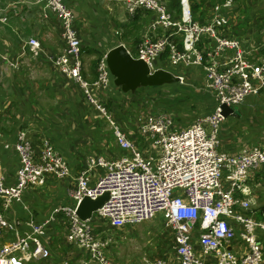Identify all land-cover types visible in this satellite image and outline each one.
<instances>
[{"label":"built area","instance_id":"2783aa9c","mask_svg":"<svg viewBox=\"0 0 264 264\" xmlns=\"http://www.w3.org/2000/svg\"><path fill=\"white\" fill-rule=\"evenodd\" d=\"M35 1L50 9L61 24L64 48L50 60L79 83L89 102L113 125L114 138L125 154L116 160L90 155L76 176L71 193L74 204L53 208L43 221L28 220L24 231L17 220L0 210V264H31L50 258L42 236L59 213L66 214L69 222L67 240L86 253L82 264H113L105 250L107 236L102 239L96 234L92 218L82 220L76 214L83 196L95 199L104 192L108 199L94 214L113 228L151 220L159 212L164 216L171 235L170 255L145 256L140 264H264V247L257 234L258 229L264 231V220L247 212L255 204L247 179L251 169L264 165V146L229 154L221 150L219 135L223 105L234 107L248 95L264 94V58L220 30L229 21L223 12L230 14L234 0L215 4L206 21L193 17L189 0H179L178 16H173L162 0H121L129 15L153 12L136 48V58L148 66L149 73L157 70L154 61L162 56L172 67L201 66V89L214 102L210 113L182 128L173 129V117L166 112L145 114L138 125L145 148L115 126L92 94V88L110 83L106 59L99 61L94 81L83 78L81 40L66 0ZM26 45L34 57L40 54L38 40L30 38ZM174 76L176 83L186 84L183 73ZM4 146L10 148L11 144ZM12 146L19 167L14 183L7 184L0 174V201L5 210L13 201H21L27 188L43 185L46 175L62 178L70 172L65 159L46 139L38 157L25 131L17 133ZM96 168L105 171L90 184ZM8 234L12 235L4 241Z\"/></svg>","mask_w":264,"mask_h":264},{"label":"crops","instance_id":"0c3cea01","mask_svg":"<svg viewBox=\"0 0 264 264\" xmlns=\"http://www.w3.org/2000/svg\"><path fill=\"white\" fill-rule=\"evenodd\" d=\"M176 1V5L172 6L171 0H162L173 16L180 14V2ZM194 1L200 2L199 8L194 9V16L206 21L213 14V6L223 0H214V3H211L212 0ZM66 3L72 10L74 27L81 40V57L82 51L85 55L94 57L88 65L82 59V74L88 82H92L97 75V66H94L93 61L98 56L106 58V53L113 47L122 44L132 56L136 54L137 44L143 34L141 30L153 16L151 11H138L129 15L121 0H116L114 9L109 6L110 0H66ZM122 5L123 15L118 21L115 13ZM233 5L229 15L223 12L229 17V21L220 29L221 32L237 39L244 49L264 58V0H234ZM247 7L250 9L242 10ZM247 13L253 15V18L248 27H241V24L247 22ZM146 15L147 20H143ZM84 26L92 28L88 36L83 32ZM61 32V24L54 13L35 0H0V174L7 184L16 180L19 158L12 145L19 131L26 132L36 157L42 150V140H48L65 159L70 171L62 178L46 175L43 185L27 188L21 201H13L7 210L1 207L0 201V210L7 218L18 221L22 226L21 231L27 229L28 220L43 221L53 208L74 204L71 193L76 187V176L90 155L116 160L124 154V151L115 148L114 137L110 133L96 131L97 125H103L100 117H105L88 102L79 83L63 74L50 60V56L57 55L64 48ZM30 38L40 42L41 52L37 57L32 55L26 45ZM154 64L157 70L166 71L170 67L164 56L156 58ZM172 73L175 74L173 71ZM114 79L111 75L108 86L92 88V94L106 112L112 114L110 117L113 121L122 126L127 137L145 148V137L138 131V125L145 114L140 111L134 116L132 110L125 107L116 110L118 115L115 116V112L107 109L101 100L114 97V94L119 100L121 98L118 96L134 93L141 87L134 91H124L121 85L114 83ZM201 79L203 80V75ZM206 94L211 97L209 93ZM211 100L212 107L208 113L214 106L213 99ZM94 109L99 115H96ZM128 125H136L137 129ZM176 128L175 126L173 129ZM220 138L221 150L229 154H238L253 145L264 146V94L245 97L234 108V114H229L222 121ZM7 143L11 144L10 148H5ZM99 169V173L90 175V184L96 181L99 174L104 173V169ZM247 185L255 197L253 208L264 206V165L251 169ZM256 211L254 213L260 219ZM66 223L69 224L66 214L59 213L42 236V242L52 254V260L56 255L55 249L60 248L55 240L60 233L65 232ZM60 224L64 228L60 232L55 231V227ZM11 235H6L3 240H9ZM79 254L86 255L81 249L77 255Z\"/></svg>","mask_w":264,"mask_h":264},{"label":"rangeland","instance_id":"374dc122","mask_svg":"<svg viewBox=\"0 0 264 264\" xmlns=\"http://www.w3.org/2000/svg\"><path fill=\"white\" fill-rule=\"evenodd\" d=\"M214 2H215L214 0L211 1V3ZM109 6L111 7V9L116 8L115 7L116 0H110ZM249 9H250L249 7H247V9L242 8L243 11H247ZM115 14H116V20L120 21L123 15V5L116 10ZM110 16L113 17V15ZM252 18L253 15L247 13V18H246L247 22L241 24V27H244V25L248 27L250 24L249 21ZM143 20H147V15L145 16V18H143ZM138 25H141V23H138ZM146 27L147 26L142 28V30L144 29L143 31L141 30L142 33H144V31L146 30ZM122 28L125 27L123 26ZM91 30L92 28L88 26L83 27V32L86 36L90 34ZM205 37L206 36H203V38ZM85 54L86 53L82 51V59L83 61L85 59L88 65V63L91 62L94 57ZM169 70L171 71L170 73L172 75H173L172 71L174 73H181V74L183 73L187 77L186 84H183L181 86L175 81H173L171 83H166L157 87L146 86V87L137 88V90H135L134 93L128 95H122V97L118 96L119 98H121L119 100H117V96L115 94L114 97L103 98L101 100L105 103L107 109H109L111 112H115V116L118 115L116 113V110H121L125 107L131 109L134 116L137 112L140 111H142L144 114H148L151 112L152 113L170 112L174 114V116L172 115L174 127L176 126L178 128L179 126L182 125H184L183 127H186V125H189L192 122L203 118L204 115L211 110L212 100L211 97H209L205 92L201 90L202 87L201 66L198 65H191L187 67L170 66ZM169 70L167 69L166 71L169 72ZM110 82H111V77H110ZM91 105L94 106L92 103ZM236 107L237 105L234 106L233 108ZM95 113L96 115H99V112L96 110ZM110 115L112 116V114ZM100 118L103 121V125H97L96 131L108 132L111 134V136L114 137L113 125H111L110 127V123L108 121H105L106 118L105 119L102 117ZM115 124H117L115 126L123 130L122 126L118 125L117 121L115 122ZM128 126L130 127L131 125ZM132 126L130 128L137 129L136 125H132ZM137 140L140 142L139 138H137ZM113 144L115 148L118 147L119 149H121L117 144L115 138ZM109 148L111 149V145L109 146ZM105 149L108 150L107 148ZM100 171L101 169L97 168L94 171V173L96 174L99 173ZM221 182L223 186L226 185V183L224 182V178L221 179ZM260 207L253 208L252 206L251 209L247 210V212L251 214H255L254 211L259 210ZM258 213L259 211L257 212V214ZM91 223L93 224V227L95 228V232L99 237L104 239L107 236L108 245L105 247V250L107 251L108 256L111 258L113 264H140L141 259L145 256L149 258H155V257H163V256L168 257L170 255L169 250H170L171 235L169 233V230L164 226V216H162V213L160 212L157 213L156 216L151 220L142 221L134 225H126L125 227H121V228L109 227L105 219L100 220L98 216L94 213L91 219ZM66 224L64 225V227L66 228V231H68L69 224L67 225ZM62 227H63L62 224L57 225L55 227V231L60 232ZM66 231L60 233L57 236V239L55 240V243H58L57 245H59L60 248L57 247V249H55L56 255H54L53 260L52 257H50L47 259L34 260L31 264H82V260L85 257V255L83 254L77 255L80 252V249L75 243L69 242L67 240ZM257 234L264 247V231L258 229ZM164 253L166 254L163 255ZM89 264H93V263H89Z\"/></svg>","mask_w":264,"mask_h":264},{"label":"water","instance_id":"95a60500","mask_svg":"<svg viewBox=\"0 0 264 264\" xmlns=\"http://www.w3.org/2000/svg\"><path fill=\"white\" fill-rule=\"evenodd\" d=\"M106 63L109 72L114 76V83L121 85L124 91H134L137 87L160 86L177 81V77L168 71L157 70L149 73L148 66L141 60L134 58L129 51L119 44L106 53ZM222 114L227 117L234 114V108L222 106ZM108 199V193L104 192L95 199L83 196L76 207V214L82 219H91L93 213Z\"/></svg>","mask_w":264,"mask_h":264},{"label":"trees","instance_id":"16d2710c","mask_svg":"<svg viewBox=\"0 0 264 264\" xmlns=\"http://www.w3.org/2000/svg\"><path fill=\"white\" fill-rule=\"evenodd\" d=\"M176 3H177V1L176 0H171V5L172 6H175L176 5ZM200 3V2H199ZM199 3H197V2H195L194 0H190V9H191V12H192V15H193V17L196 19V20H200V19H198V18H196L195 16H194V9L195 10H197L198 8H199V6H200V4ZM233 8H234V5H233ZM101 56H98L94 61H93V63H94V66H97L98 65V63H99V61L101 60ZM97 74H98V72H97ZM83 76H84V74H83ZM96 77H97V75H96ZM84 78H85V76H84ZM86 79V78H85ZM96 79V78H95ZM94 79V80H95ZM93 80V81H94ZM212 99V98H211ZM107 121V120H106ZM22 199V198H21ZM258 216L260 217V219L261 220H264V206H262V207H260V211H259V213H258Z\"/></svg>","mask_w":264,"mask_h":264},{"label":"bare ground","instance_id":"6f19581e","mask_svg":"<svg viewBox=\"0 0 264 264\" xmlns=\"http://www.w3.org/2000/svg\"><path fill=\"white\" fill-rule=\"evenodd\" d=\"M134 58H136V54L134 55ZM83 78H84V76H83ZM85 79V78H84Z\"/></svg>","mask_w":264,"mask_h":264}]
</instances>
